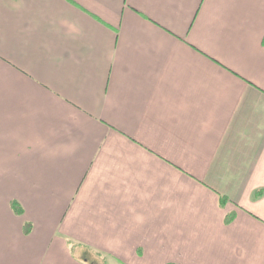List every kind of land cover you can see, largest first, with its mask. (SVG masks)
I'll use <instances>...</instances> for the list:
<instances>
[{
    "label": "crops",
    "instance_id": "1",
    "mask_svg": "<svg viewBox=\"0 0 264 264\" xmlns=\"http://www.w3.org/2000/svg\"><path fill=\"white\" fill-rule=\"evenodd\" d=\"M0 264H264V0H0Z\"/></svg>",
    "mask_w": 264,
    "mask_h": 264
},
{
    "label": "trees",
    "instance_id": "2",
    "mask_svg": "<svg viewBox=\"0 0 264 264\" xmlns=\"http://www.w3.org/2000/svg\"><path fill=\"white\" fill-rule=\"evenodd\" d=\"M222 201L224 203L226 201V199L225 198H222ZM13 209L17 213H22L23 212V208L17 202H13Z\"/></svg>",
    "mask_w": 264,
    "mask_h": 264
}]
</instances>
